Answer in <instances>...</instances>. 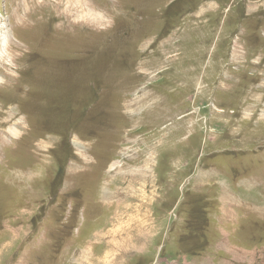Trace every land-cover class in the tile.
<instances>
[{
    "label": "rangeland",
    "instance_id": "rangeland-1",
    "mask_svg": "<svg viewBox=\"0 0 264 264\" xmlns=\"http://www.w3.org/2000/svg\"><path fill=\"white\" fill-rule=\"evenodd\" d=\"M104 251L264 264V0H0V264Z\"/></svg>",
    "mask_w": 264,
    "mask_h": 264
},
{
    "label": "bare ground",
    "instance_id": "bare-ground-1",
    "mask_svg": "<svg viewBox=\"0 0 264 264\" xmlns=\"http://www.w3.org/2000/svg\"><path fill=\"white\" fill-rule=\"evenodd\" d=\"M134 174V173H133ZM136 177V176H135ZM132 179H133V176L131 177ZM131 179V180H132ZM131 180H129L128 182H129V184H130V181ZM131 188H133L132 186H130V189H129V191L128 192H130V191H132L131 190ZM103 196V195H102ZM104 198V197H103ZM121 200V199H120ZM134 213H136V212H133L131 215H129L128 214V218L126 219L127 221H125V222H123V223H120V225L118 226V228L119 229H121L122 230V226H124V225H131V224H133V226L135 225V227L136 226H140V224H141V221H142V218L140 217V215H139V213H136L135 215H134ZM133 217V218H132ZM121 230H120V232H121ZM129 230V229H128ZM112 231V230H111ZM117 231H118V229L117 230H115V231H113V234L114 235H116V233H117ZM124 232H126V231H124ZM112 235V233L111 232H109V233H107V236H111ZM135 237V236H134ZM115 241V240H114ZM117 244H122V243H124V242H122L120 239L119 240H117V242H116ZM116 247H118L119 248V246H116ZM117 248V249H118ZM121 249V248H120ZM109 250V249H108ZM115 251V250H114ZM114 251H112V253L114 252ZM110 252V251H109ZM109 252H107V253H105V251L102 253V255L101 256H99V257H96L94 254H93V257H94V260L96 259V260H99L98 261V264L99 263H101V264H103V263H105V262H107V263H105V264H114V262L115 261H117V260H115V258L117 257V255L116 256H111L110 254H109ZM122 252V251H121ZM115 253V252H114ZM119 254V253H118ZM122 254V253H121ZM120 255V254H119ZM118 255V256H119ZM90 258V257H89ZM85 260H86V258H85ZM84 261V260H83ZM84 264H85V262H83ZM96 263V262H95Z\"/></svg>",
    "mask_w": 264,
    "mask_h": 264
}]
</instances>
